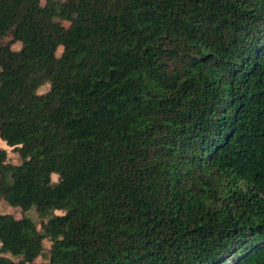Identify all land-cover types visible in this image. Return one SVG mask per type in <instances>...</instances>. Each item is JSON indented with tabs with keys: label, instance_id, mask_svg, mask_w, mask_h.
Returning a JSON list of instances; mask_svg holds the SVG:
<instances>
[{
	"label": "trees",
	"instance_id": "16d2710c",
	"mask_svg": "<svg viewBox=\"0 0 264 264\" xmlns=\"http://www.w3.org/2000/svg\"><path fill=\"white\" fill-rule=\"evenodd\" d=\"M0 137V264H264V0H0Z\"/></svg>",
	"mask_w": 264,
	"mask_h": 264
},
{
	"label": "rangeland",
	"instance_id": "374dc122",
	"mask_svg": "<svg viewBox=\"0 0 264 264\" xmlns=\"http://www.w3.org/2000/svg\"><path fill=\"white\" fill-rule=\"evenodd\" d=\"M61 53V50L59 52V54ZM48 89V86H44L43 88H41V91L44 92ZM0 147L6 149L8 151V161L14 164H19L21 162V158L18 154V152L16 150H14V147H11L9 145H7V143L1 139L0 137ZM58 175L57 174H53V180L54 181H58ZM0 212L3 213H12L14 214L16 217H21L24 214L32 217L33 219H36L37 221H39V214L36 211L35 208H31L30 210L26 211L25 213L22 212V209L20 207H13L11 205H9L8 203H6V201L3 198H0ZM59 213V212H58ZM51 242L49 240H46L45 242V252L42 256H40L39 258H37L35 264H41L45 261H48V248L50 247ZM0 247H1V243H0ZM4 255V253L0 252V256ZM6 255V254H5ZM9 256L13 257L12 255L8 254ZM14 258V257H13ZM16 259V258H15Z\"/></svg>",
	"mask_w": 264,
	"mask_h": 264
}]
</instances>
